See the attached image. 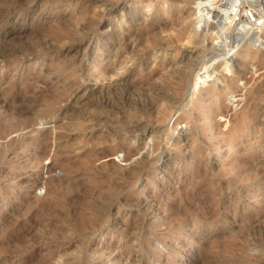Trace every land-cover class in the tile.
Here are the masks:
<instances>
[{"label":"rangeland","instance_id":"374dc122","mask_svg":"<svg viewBox=\"0 0 264 264\" xmlns=\"http://www.w3.org/2000/svg\"><path fill=\"white\" fill-rule=\"evenodd\" d=\"M190 1L0 0V264H264V25L213 46L211 22L181 23ZM127 7L144 10L133 33ZM137 28L158 58L122 56ZM125 57L139 88L220 61L206 90L170 76L174 99L140 116L122 106ZM195 103L222 112L208 125Z\"/></svg>","mask_w":264,"mask_h":264},{"label":"bare ground","instance_id":"6f19581e","mask_svg":"<svg viewBox=\"0 0 264 264\" xmlns=\"http://www.w3.org/2000/svg\"><path fill=\"white\" fill-rule=\"evenodd\" d=\"M145 1H147V0H135V2L138 4L143 3ZM245 1L252 4L253 6H255L256 11L259 15L258 20L262 19V23L258 25V23L252 24V23H249L247 21V19L245 18V15H244V11H245L244 3H246V2H244L243 0H240L238 3V5H239V7H238V11H239L238 19L239 20L236 21L232 25V27H230L231 25H224L220 21L213 23L212 30H210V38L212 39L211 43L213 44V46H215V44L218 45L217 43H219L220 39H223V36L226 35L225 30H232V36L237 38L235 44L240 42V40H242V41L247 40V41H250V44L252 45L254 42L257 43V40H259V38H261V37H259L258 31L261 30L263 25H264V11H262L260 9V7H258L257 0H245ZM228 3L232 4L233 0L232 1H229V0H191L190 1V13L187 17H185L181 20V23L190 25L195 31H198L201 27H203V25H208L209 22L215 20L216 18H219L220 16H223V14H226L229 10ZM152 6H153L152 4L149 5L148 11L153 9ZM180 8H182V7H180ZM123 10H125V9H122V11ZM158 10L159 11L160 10L165 11V8L162 6H159ZM143 11L140 7L139 8L127 7V9L122 13V23H123L122 28H123V30H125L127 32H131L132 29L124 28L125 27L124 23H127V21L132 22L133 18L139 16L140 13H142ZM144 22L145 21L141 22L142 25H144ZM141 23H140V25H141ZM148 24L152 27H155V25H156L154 22H151ZM125 31H122V56H124V54L126 52H128V50H129L131 52V54H134L137 56V58H138L137 61L141 64L149 62L153 57L158 58L160 56L159 55L160 49H164V45L162 44L161 38L158 36H155L154 32H152V31L146 32V31H142V30L137 28L135 36H136V40H138V43H136L138 45L136 48H132L131 46H129L126 43L129 36L128 37L126 36ZM137 31H138V34H137ZM131 33H133V32H131ZM239 38H240V40H239ZM166 46H169V45H166ZM157 50H159V52ZM226 54H227V52H226ZM168 55H169L168 52H165L164 54L161 55L162 56L161 59L163 61L167 60ZM226 59L227 58L225 57L223 59V61L224 60L226 61ZM127 60L128 59L125 57L124 60L122 61V68L124 67L123 62L127 61ZM201 61H203V60H201ZM219 61L220 60H218V61L214 60L211 62L210 59H206L205 61L202 62V64L194 72L190 68V67H192V66H190V62L185 61L186 63H184V65L178 64V66L173 67L172 70L169 71L171 74H169V73L168 74L170 76H175L177 74H181V76H183L182 78H180L181 80L179 79L181 82L179 83L178 82L179 80L177 82L179 83V85H182L183 88L188 89L187 95H193V94H195L196 91L206 90V85L208 82L212 81V77L214 76L213 74H215V65L217 63H219ZM173 62H174L173 64L176 65V63L181 62V61L175 60ZM224 66H225V68H227L229 66L228 62H226V65H223V67ZM189 70H191L192 72ZM188 72H190L191 74L193 73L192 76ZM163 76H164V79H160L161 83H158L159 81H157V82L154 81V82H151L150 84H148V86L146 88H139L137 85L135 86L132 84V77H133L132 69L124 67V70H122V86L121 87L119 86V88H122V101H123L122 106L123 107L129 106L132 109H136V111L141 114V115L139 114L140 116H142V115L150 116L152 114V112H154L151 110V108L153 107V105L155 103H156V105H158L160 103V101H159L160 98L164 99V98H166V96L168 98H170L172 95V94H170L171 89L169 87V86H171V83L170 84L168 83L170 81V79H168V78H170V76L168 77L167 74L163 75ZM187 76H188V78H186V79H188V80L185 81V77H187ZM177 77H180V76L178 75ZM156 80H158V79H156ZM214 81H216V80H214ZM114 89H116V88H114ZM117 90H119V89H117ZM187 91H186V93H187ZM208 91H209V93H201L200 97L202 99L206 98V99H210L212 101L213 100L218 101L221 98L228 96V93L223 91L222 89L217 90L215 88H209ZM168 95H170V96H168ZM172 99H174V98H172ZM167 100H165V102ZM206 106L204 104L202 105V104H196L195 103L193 108L191 109V111H189V113L194 112V111L195 112L199 111V113L203 112L201 116L207 121V124L209 125V124H211L212 118L214 117V115L217 113L218 114L221 113L222 109L213 107L211 110L207 111L205 109ZM159 107H161V106H159ZM27 114H28V112H27ZM204 133L206 135L210 136L212 134V130H206ZM260 163H264V162H260ZM65 189H67V188H65ZM252 232H254V231H252ZM27 248H28V246H27Z\"/></svg>","mask_w":264,"mask_h":264},{"label":"built area","instance_id":"2783aa9c","mask_svg":"<svg viewBox=\"0 0 264 264\" xmlns=\"http://www.w3.org/2000/svg\"><path fill=\"white\" fill-rule=\"evenodd\" d=\"M232 1V0H229ZM240 0H233V3H228V12L226 14H223V16H220L219 18H216L215 20L211 21V23H216L218 21H220L222 24L224 25H231L230 27H232V25L238 21V16H239V11H238V3ZM244 2H246L245 0H243ZM244 15L245 18L247 19V21L249 23H258L261 24L262 23V19L258 20V13L256 11L255 6H253L252 4L246 2L244 3Z\"/></svg>","mask_w":264,"mask_h":264},{"label":"water","instance_id":"95a60500","mask_svg":"<svg viewBox=\"0 0 264 264\" xmlns=\"http://www.w3.org/2000/svg\"><path fill=\"white\" fill-rule=\"evenodd\" d=\"M239 40H240V38H239Z\"/></svg>","mask_w":264,"mask_h":264}]
</instances>
